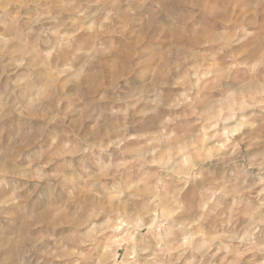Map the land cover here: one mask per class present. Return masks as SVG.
Returning <instances> with one entry per match:
<instances>
[{"label": "clouds", "instance_id": "9594fccd", "mask_svg": "<svg viewBox=\"0 0 264 264\" xmlns=\"http://www.w3.org/2000/svg\"><path fill=\"white\" fill-rule=\"evenodd\" d=\"M0 264H264V0H0Z\"/></svg>", "mask_w": 264, "mask_h": 264}]
</instances>
